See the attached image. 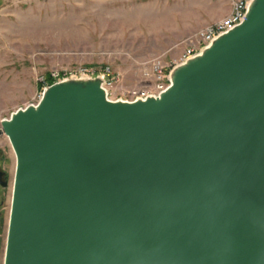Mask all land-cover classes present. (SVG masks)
I'll use <instances>...</instances> for the list:
<instances>
[{"label": "water", "instance_id": "1", "mask_svg": "<svg viewBox=\"0 0 264 264\" xmlns=\"http://www.w3.org/2000/svg\"><path fill=\"white\" fill-rule=\"evenodd\" d=\"M170 82L125 102L64 80L1 121L4 264H264V0Z\"/></svg>", "mask_w": 264, "mask_h": 264}, {"label": "rangeland", "instance_id": "2", "mask_svg": "<svg viewBox=\"0 0 264 264\" xmlns=\"http://www.w3.org/2000/svg\"><path fill=\"white\" fill-rule=\"evenodd\" d=\"M231 0H0L1 121L36 103L53 71L111 66L138 86L144 62L178 56L181 42L229 15ZM0 155L8 174L0 210L4 264L16 157L7 136Z\"/></svg>", "mask_w": 264, "mask_h": 264}, {"label": "built area", "instance_id": "3", "mask_svg": "<svg viewBox=\"0 0 264 264\" xmlns=\"http://www.w3.org/2000/svg\"><path fill=\"white\" fill-rule=\"evenodd\" d=\"M252 0H231L230 13L226 17L210 23L200 30L187 36L182 42L181 53L170 60L165 56H158L144 62L141 68V77L138 86L128 88L122 82V76L111 66L79 67L68 70L53 71L49 79L41 80V90L36 98L37 104L43 91L55 84L69 79L95 78L101 76L105 83L107 98L110 101L135 102L146 100L149 97H159L170 87V74L172 70L189 59L197 56L202 50L219 36L242 24L245 20L248 7Z\"/></svg>", "mask_w": 264, "mask_h": 264}, {"label": "flooded vegetation", "instance_id": "4", "mask_svg": "<svg viewBox=\"0 0 264 264\" xmlns=\"http://www.w3.org/2000/svg\"><path fill=\"white\" fill-rule=\"evenodd\" d=\"M3 162H4V158L0 155V171L5 173V175L3 176L2 179V183H7L8 184V174L7 172L4 170L3 168ZM6 187H3L0 183V210L2 208V205L4 203L3 197H2V189H5ZM1 218V216H0Z\"/></svg>", "mask_w": 264, "mask_h": 264}, {"label": "crops", "instance_id": "5", "mask_svg": "<svg viewBox=\"0 0 264 264\" xmlns=\"http://www.w3.org/2000/svg\"><path fill=\"white\" fill-rule=\"evenodd\" d=\"M229 13H230V11H229Z\"/></svg>", "mask_w": 264, "mask_h": 264}, {"label": "trees", "instance_id": "6", "mask_svg": "<svg viewBox=\"0 0 264 264\" xmlns=\"http://www.w3.org/2000/svg\"><path fill=\"white\" fill-rule=\"evenodd\" d=\"M49 79V78H48Z\"/></svg>", "mask_w": 264, "mask_h": 264}]
</instances>
